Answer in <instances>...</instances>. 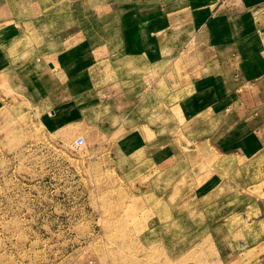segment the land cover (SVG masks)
<instances>
[{
    "label": "rangeland",
    "instance_id": "obj_1",
    "mask_svg": "<svg viewBox=\"0 0 264 264\" xmlns=\"http://www.w3.org/2000/svg\"><path fill=\"white\" fill-rule=\"evenodd\" d=\"M172 1L0 0V264H264V132L196 121L208 43L133 41Z\"/></svg>",
    "mask_w": 264,
    "mask_h": 264
},
{
    "label": "crops",
    "instance_id": "obj_2",
    "mask_svg": "<svg viewBox=\"0 0 264 264\" xmlns=\"http://www.w3.org/2000/svg\"><path fill=\"white\" fill-rule=\"evenodd\" d=\"M210 1L204 0L199 7L186 6L182 16L178 14L180 8L174 11V6L180 5L179 0L166 3L165 16L155 13L159 4L149 5L152 11L143 15L144 19L141 17V28L133 41L135 46L142 45L141 52L150 51L156 58L167 59L179 55L187 42L192 41L190 36L199 44L208 43L209 50L214 52L210 63L212 72L198 79V85L192 84L196 95L205 99L200 103L202 98L199 102L198 97L193 98L194 104L208 106V109L199 112L196 121L200 122L222 108L235 123L233 134L238 135L236 139L245 141L246 145L242 143V146L249 151L256 150L260 146L259 135L264 132V26L262 23L251 24L249 20L255 16L258 6L240 5L241 0H215L213 5L208 4ZM224 2L229 6H224ZM227 24L230 25L229 35L224 36ZM180 44L181 49H175ZM218 66L221 74L217 73ZM95 96L94 93L93 99ZM101 97L104 95L100 94L98 99ZM88 103L90 107L89 100ZM95 108L93 103V117L96 116Z\"/></svg>",
    "mask_w": 264,
    "mask_h": 264
},
{
    "label": "built area",
    "instance_id": "obj_3",
    "mask_svg": "<svg viewBox=\"0 0 264 264\" xmlns=\"http://www.w3.org/2000/svg\"><path fill=\"white\" fill-rule=\"evenodd\" d=\"M86 143V140H85V137L83 136H79L77 139H76V144L78 147H82L84 146Z\"/></svg>",
    "mask_w": 264,
    "mask_h": 264
}]
</instances>
